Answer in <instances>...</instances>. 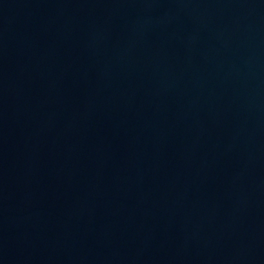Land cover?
<instances>
[{"label": "water", "instance_id": "water-1", "mask_svg": "<svg viewBox=\"0 0 264 264\" xmlns=\"http://www.w3.org/2000/svg\"><path fill=\"white\" fill-rule=\"evenodd\" d=\"M0 264H264V0H0Z\"/></svg>", "mask_w": 264, "mask_h": 264}]
</instances>
